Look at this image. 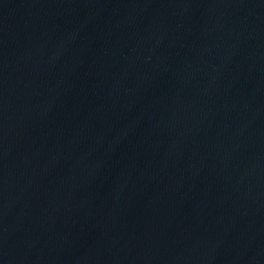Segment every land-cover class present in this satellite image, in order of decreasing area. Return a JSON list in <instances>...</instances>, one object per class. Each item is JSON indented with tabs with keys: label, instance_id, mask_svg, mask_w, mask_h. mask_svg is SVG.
Segmentation results:
<instances>
[{
	"label": "water",
	"instance_id": "95a60500",
	"mask_svg": "<svg viewBox=\"0 0 264 264\" xmlns=\"http://www.w3.org/2000/svg\"><path fill=\"white\" fill-rule=\"evenodd\" d=\"M0 264H264V0H0Z\"/></svg>",
	"mask_w": 264,
	"mask_h": 264
}]
</instances>
